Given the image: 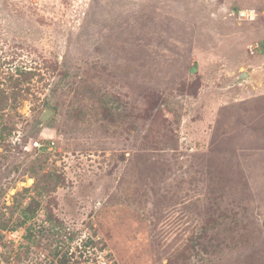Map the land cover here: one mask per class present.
I'll list each match as a JSON object with an SVG mask.
<instances>
[{
  "label": "rangeland",
  "instance_id": "374dc122",
  "mask_svg": "<svg viewBox=\"0 0 264 264\" xmlns=\"http://www.w3.org/2000/svg\"><path fill=\"white\" fill-rule=\"evenodd\" d=\"M2 91L0 264H264V0H0Z\"/></svg>",
  "mask_w": 264,
  "mask_h": 264
},
{
  "label": "trees",
  "instance_id": "16d2710c",
  "mask_svg": "<svg viewBox=\"0 0 264 264\" xmlns=\"http://www.w3.org/2000/svg\"><path fill=\"white\" fill-rule=\"evenodd\" d=\"M31 73L32 72L24 73V75H26L25 78H29L31 76L30 75ZM8 99H9V96L4 91L0 92V110L5 108L4 105L8 103ZM23 212H24L23 213L24 216H23L22 220H20V222L18 223L19 225H26L28 223V220L30 218H32L30 216V214H29L31 212L30 211V207H29V209L27 208V210H24ZM52 217H53L52 213L48 212L46 220H47V222L50 223V226H49L50 229H52V230H54V228L55 229L57 228V230L60 229L61 223H57L56 221L53 220ZM32 225H33L32 223L27 225V227H26L27 233L25 234V239L32 240V241H37V239H36L37 238V234L34 232V229L32 228ZM29 246L30 245H27L26 248H29ZM60 253L61 252L59 251V248L56 247V249H54V253H53L54 255L53 256H56L59 264H70V260L68 258H66V256L64 254H60ZM47 264H52V262H49Z\"/></svg>",
  "mask_w": 264,
  "mask_h": 264
},
{
  "label": "water",
  "instance_id": "95a60500",
  "mask_svg": "<svg viewBox=\"0 0 264 264\" xmlns=\"http://www.w3.org/2000/svg\"><path fill=\"white\" fill-rule=\"evenodd\" d=\"M248 75H249L248 73H243V74L241 75V77H242V78H245V77L248 76ZM52 113H53V110H52V109H49V108L46 109V110L43 112V114H42V119L46 121Z\"/></svg>",
  "mask_w": 264,
  "mask_h": 264
},
{
  "label": "built area",
  "instance_id": "2783aa9c",
  "mask_svg": "<svg viewBox=\"0 0 264 264\" xmlns=\"http://www.w3.org/2000/svg\"><path fill=\"white\" fill-rule=\"evenodd\" d=\"M244 12H245V11H242L241 14L244 15ZM250 12H252V11H250ZM252 13H253V12H252ZM34 144H35L36 146H41V145H42V143H40L39 140H36V141L34 142ZM49 148H50V147H49Z\"/></svg>",
  "mask_w": 264,
  "mask_h": 264
}]
</instances>
